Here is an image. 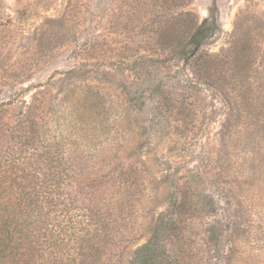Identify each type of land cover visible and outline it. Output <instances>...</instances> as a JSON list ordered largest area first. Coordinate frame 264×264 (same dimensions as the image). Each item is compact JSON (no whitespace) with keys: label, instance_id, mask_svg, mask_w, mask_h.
<instances>
[{"label":"rangeland","instance_id":"374dc122","mask_svg":"<svg viewBox=\"0 0 264 264\" xmlns=\"http://www.w3.org/2000/svg\"><path fill=\"white\" fill-rule=\"evenodd\" d=\"M213 11L195 58L169 57ZM156 81L175 103L149 96ZM88 85L99 98L65 154L83 192L120 208L102 264H129L174 193L167 264H264V0H0V101L57 104Z\"/></svg>","mask_w":264,"mask_h":264},{"label":"trees","instance_id":"16d2710c","mask_svg":"<svg viewBox=\"0 0 264 264\" xmlns=\"http://www.w3.org/2000/svg\"><path fill=\"white\" fill-rule=\"evenodd\" d=\"M216 31L213 11L204 23L188 24L187 38L169 50V57L190 62ZM168 40L166 33L157 37L164 47ZM162 89L161 81L152 83L149 96L161 106L170 105L168 101L174 100ZM77 92L69 91L59 103L49 105L39 93L29 101H0V116L5 106L20 104L12 124L0 121V264H102L100 257L116 229L120 208L117 202H100L97 194L83 192L77 167L65 154L69 136L84 132V105L99 98L89 85ZM182 209L177 195L171 194L129 264H167L166 241L173 236ZM207 234L219 247L220 230L209 226Z\"/></svg>","mask_w":264,"mask_h":264}]
</instances>
